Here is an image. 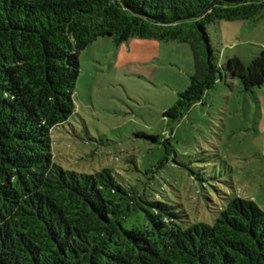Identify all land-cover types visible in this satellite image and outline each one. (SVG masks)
Returning <instances> with one entry per match:
<instances>
[{
    "label": "trees",
    "instance_id": "trees-1",
    "mask_svg": "<svg viewBox=\"0 0 264 264\" xmlns=\"http://www.w3.org/2000/svg\"><path fill=\"white\" fill-rule=\"evenodd\" d=\"M264 0H0V264H264V211L230 198L213 224L120 184L109 169L65 171L52 131L75 112L79 55L99 38L189 46L184 119L216 83L264 86V50L220 65L208 26L256 23ZM219 26V27H218ZM150 139L159 143L158 136Z\"/></svg>",
    "mask_w": 264,
    "mask_h": 264
},
{
    "label": "rangeland",
    "instance_id": "rangeland-1",
    "mask_svg": "<svg viewBox=\"0 0 264 264\" xmlns=\"http://www.w3.org/2000/svg\"><path fill=\"white\" fill-rule=\"evenodd\" d=\"M217 29L208 26L220 65L237 56L248 66L264 50V18ZM79 65L75 112L52 131L61 168L85 175L109 169L120 184L175 206L190 224H213L230 198L264 211V86L245 93L237 81L232 88L216 83L173 124L163 115L194 74L188 45L99 38Z\"/></svg>",
    "mask_w": 264,
    "mask_h": 264
},
{
    "label": "crops",
    "instance_id": "crops-1",
    "mask_svg": "<svg viewBox=\"0 0 264 264\" xmlns=\"http://www.w3.org/2000/svg\"><path fill=\"white\" fill-rule=\"evenodd\" d=\"M237 57V56H236ZM230 58V57H229Z\"/></svg>",
    "mask_w": 264,
    "mask_h": 264
}]
</instances>
